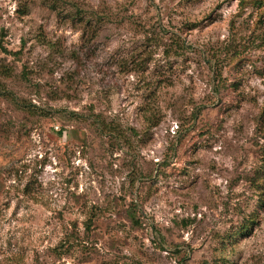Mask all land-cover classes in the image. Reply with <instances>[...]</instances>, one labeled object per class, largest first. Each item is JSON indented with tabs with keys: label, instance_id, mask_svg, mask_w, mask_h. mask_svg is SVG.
Returning <instances> with one entry per match:
<instances>
[{
	"label": "rangeland",
	"instance_id": "obj_1",
	"mask_svg": "<svg viewBox=\"0 0 264 264\" xmlns=\"http://www.w3.org/2000/svg\"><path fill=\"white\" fill-rule=\"evenodd\" d=\"M254 1L0 0V264H264Z\"/></svg>",
	"mask_w": 264,
	"mask_h": 264
},
{
	"label": "trees",
	"instance_id": "obj_2",
	"mask_svg": "<svg viewBox=\"0 0 264 264\" xmlns=\"http://www.w3.org/2000/svg\"><path fill=\"white\" fill-rule=\"evenodd\" d=\"M259 2V1H258ZM249 3H253V5L254 4H256V2L254 1V0H239V6L241 7V8H243V6L245 5V4H249ZM260 3V2H259ZM5 73H6V75H5ZM8 72L6 71L5 72V70L3 71V75L4 76H6V77H8L9 75L7 74ZM103 127L104 128H108L106 125H104L103 124ZM258 177V176H257ZM254 181H256L255 179H254ZM253 181V182H254ZM91 222H92V219L90 218V219H88L86 222H85V229L86 230H90V225H91ZM247 227H245V226H241L239 229H238V231L236 232L238 235H243L244 233H247Z\"/></svg>",
	"mask_w": 264,
	"mask_h": 264
}]
</instances>
